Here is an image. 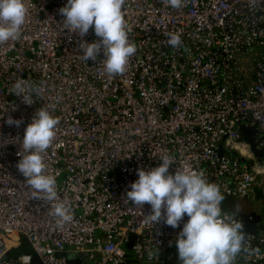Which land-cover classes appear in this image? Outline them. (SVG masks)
Wrapping results in <instances>:
<instances>
[{
  "label": "built area",
  "instance_id": "obj_1",
  "mask_svg": "<svg viewBox=\"0 0 264 264\" xmlns=\"http://www.w3.org/2000/svg\"><path fill=\"white\" fill-rule=\"evenodd\" d=\"M25 3L21 38L0 44V260L10 252L0 264H30L32 253L41 264H181L176 240L189 217L175 229L150 225L151 206L135 208L126 192L139 168L158 167L169 153L170 173L187 164L224 196L248 197L263 167L239 127H250L264 148V0H184L179 9L126 0L137 52L116 78L103 72L102 52L95 62L81 59V40L99 38L92 28L83 38L62 28L67 0ZM175 32L179 49L167 43ZM250 49L252 70L241 60ZM17 81L40 89L32 105L22 99L27 93H14ZM41 107L60 121L43 154L74 217L59 229L51 203L33 199L17 169L24 130ZM9 117L22 123L9 125ZM21 236L31 252L14 255ZM246 246L256 251L235 264H264V218Z\"/></svg>",
  "mask_w": 264,
  "mask_h": 264
},
{
  "label": "clouds",
  "instance_id": "obj_2",
  "mask_svg": "<svg viewBox=\"0 0 264 264\" xmlns=\"http://www.w3.org/2000/svg\"><path fill=\"white\" fill-rule=\"evenodd\" d=\"M163 2L179 9L184 0ZM125 3L126 0H67L59 9L64 18L61 24L64 30L81 38L90 28L94 30L99 40L91 43L81 40V59L85 63L89 59L95 62L102 52L105 59L100 64L110 78L123 75L130 58L137 52L136 44L129 39L130 29L123 12ZM27 15L25 0H0V44L21 38ZM167 35L170 47H182L179 32ZM13 91L18 96L27 93L22 99L32 105V94L39 95L40 89L17 81ZM7 123L19 127L22 120L9 117ZM59 123V119L47 109H38L24 130L21 151L17 153L21 157L17 169L26 178L31 197L51 203L50 215L58 229L74 219L71 208L59 198L56 178L48 173L43 155L53 145ZM159 160L162 163L158 167L137 170L138 179L130 184L126 202L139 209L149 204L151 212L145 217L153 226L163 221L175 229L185 215L189 217L176 240L181 264H235L242 252L252 255L256 251L246 246L244 225L223 214L224 195L219 185L210 183L202 171L187 164L177 167L174 174L170 173V166L176 164L172 154L164 153ZM157 255L158 249L155 248L148 253V258L151 260Z\"/></svg>",
  "mask_w": 264,
  "mask_h": 264
},
{
  "label": "water",
  "instance_id": "obj_3",
  "mask_svg": "<svg viewBox=\"0 0 264 264\" xmlns=\"http://www.w3.org/2000/svg\"><path fill=\"white\" fill-rule=\"evenodd\" d=\"M239 132L242 135V140L249 146L250 152L253 154L254 158L256 160L263 159L264 158V148L262 149L257 148V143L255 142V136H254L255 132L250 127H246L244 125H241L239 127ZM217 151L220 155H222L223 154L222 146H219ZM243 163H244V160H243ZM246 199L247 197L240 198L241 201L246 200ZM238 215L241 219V223L244 225V231L246 233V236L256 234L258 225L260 224L262 217L255 214L254 212H251L249 214L239 213ZM128 247L130 248V245ZM62 255L65 256V254H62ZM9 256H10V252H7L5 256L0 260V263L1 261L5 260ZM81 258H83V256H81ZM30 264H41L38 257L34 253L31 254Z\"/></svg>",
  "mask_w": 264,
  "mask_h": 264
},
{
  "label": "crops",
  "instance_id": "obj_4",
  "mask_svg": "<svg viewBox=\"0 0 264 264\" xmlns=\"http://www.w3.org/2000/svg\"><path fill=\"white\" fill-rule=\"evenodd\" d=\"M258 163V161H257ZM259 164V163H258ZM262 173L257 176L256 182L251 188V192L246 200L241 201L240 198H235L231 195H225L224 200H229L230 203L225 208L226 204H222L223 210L235 214L239 213H251L259 215L264 218V165ZM260 185V189L257 187ZM259 226V225H258Z\"/></svg>",
  "mask_w": 264,
  "mask_h": 264
},
{
  "label": "rangeland",
  "instance_id": "obj_5",
  "mask_svg": "<svg viewBox=\"0 0 264 264\" xmlns=\"http://www.w3.org/2000/svg\"><path fill=\"white\" fill-rule=\"evenodd\" d=\"M257 52L253 49H250L247 51V54H245L244 56H242V61L245 64H248V67L252 70L253 68V64L251 63V59L254 58V56H256ZM246 80H248V77H246ZM258 163L260 165H264V158L257 160ZM258 189H260V185L257 187ZM251 192V191H250ZM224 205L226 204L225 208H227V205L230 203V201L224 200ZM130 240L131 241H136L137 236L135 234H130ZM17 248H15V250L12 252L14 255H22L25 253H30L31 250L28 246V243L26 241V239L24 237L21 236V238L17 241Z\"/></svg>",
  "mask_w": 264,
  "mask_h": 264
},
{
  "label": "trees",
  "instance_id": "obj_6",
  "mask_svg": "<svg viewBox=\"0 0 264 264\" xmlns=\"http://www.w3.org/2000/svg\"><path fill=\"white\" fill-rule=\"evenodd\" d=\"M224 202H225V201L223 200V201H222V204H224ZM25 254H28V253H25Z\"/></svg>",
  "mask_w": 264,
  "mask_h": 264
}]
</instances>
